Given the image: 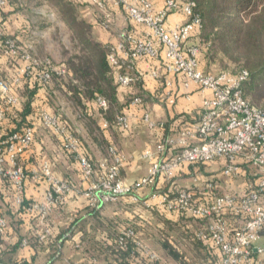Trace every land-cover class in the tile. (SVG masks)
<instances>
[{"label":"built area","instance_id":"1","mask_svg":"<svg viewBox=\"0 0 264 264\" xmlns=\"http://www.w3.org/2000/svg\"><path fill=\"white\" fill-rule=\"evenodd\" d=\"M99 8L105 19L101 26L109 30L113 25V13L122 11L129 22L141 27V34L122 29L117 35L109 56V63L116 69V81L121 88H129L140 78L135 73L123 72L125 63L132 68L145 62L150 76L161 81L163 92L161 101L174 106L178 100L176 85L181 84L186 91L192 87L203 95L202 111L199 119L182 128L175 135L165 136L155 149L146 150L140 159L150 165L146 177L134 183H126L121 176L127 161L125 155L111 148L113 162L101 161L96 169L92 162L80 152V141L73 134H65L59 119L44 110L41 121L44 128L57 135L64 136V147L74 154L80 166L83 180L90 186L84 191L90 206L98 208L101 204L116 203L124 196H131L135 203L142 201L138 193L144 189H152L160 178L170 180L185 165H212L223 161L221 173L229 179L241 177L242 187L235 192L206 197L207 203L199 204L195 192L183 190L178 195L170 196L160 191L151 194L156 206L166 212L188 213L206 219V227L198 232L202 240H212L222 253L220 264H254L253 254L264 261V111L252 107L243 95V84L248 81L249 73L205 74L200 67L201 48L192 43V39L202 26V18L196 10L195 2L183 0H164L157 7L151 0H77ZM7 0H0L1 10ZM173 13H182L185 22L170 27L168 18ZM4 34L0 26V60L15 59L21 66L18 68L14 83H20L22 77H28L36 67L43 66L40 78L48 83L52 73L65 75L62 67L54 65L50 59H36L33 45L19 46L15 40H3ZM16 105L19 99L12 94V84L0 80V125L4 118L1 102ZM99 106L106 108L107 103L99 99ZM143 99L136 96L132 107H141ZM143 122L151 130L166 129L164 122L153 120L149 111L143 115ZM117 123L120 129L129 131L130 116L119 115ZM107 127V124H105ZM35 130L28 128L24 132L15 133L0 143V179L7 178L15 190L14 204L20 206L25 192L26 173L19 159L32 146ZM252 170L254 172H252ZM34 179H44L51 185L45 203H33L28 212L40 216L42 223L59 203L74 190L68 182L56 179L49 163L42 165L41 171L35 173ZM195 177V182L199 181ZM208 189L217 181H206ZM145 205H148L145 203ZM227 213L237 217L235 228L225 218ZM8 231V223L0 219V236ZM52 235L51 229L45 227L39 233L40 241L45 242ZM132 229H124L120 233L118 243L127 246V241L135 239ZM138 247H144L151 260L158 259L142 241H136ZM27 241L23 242L26 245Z\"/></svg>","mask_w":264,"mask_h":264},{"label":"trees","instance_id":"2","mask_svg":"<svg viewBox=\"0 0 264 264\" xmlns=\"http://www.w3.org/2000/svg\"><path fill=\"white\" fill-rule=\"evenodd\" d=\"M183 1L195 2V11L202 18V26L192 39V43L201 48L200 67L202 71L205 74L230 73L232 75L247 71L249 79L242 87L244 98L252 107L264 111V0ZM39 2H47L56 6L59 18L67 25L72 34V41L77 44L78 51L69 56L66 63L61 65L50 59L54 65L64 68L66 74L52 73L51 81L48 83L40 78V74L44 71L43 66H40L36 67L28 77H22L20 83L15 84L14 80L21 64L15 59L3 58L0 60V69L5 68L7 74L2 80L12 84V94L19 99V103L16 105H8L4 100L1 102L4 118L0 125V143H3L15 133L33 128L35 137L31 148L26 152L28 153L35 144L37 131L41 127L57 139L59 150L67 161L77 163L74 154L64 147V136L57 135L42 125L41 114L46 110L59 119L65 134H73L79 139L80 152L92 162L96 169H99L101 161H107L109 164L113 162L112 147L120 152L118 148V129L120 127L117 123V117L128 114V111L133 108L131 102L136 96L143 99L141 107H145L149 99L143 92L134 93V89L142 85L140 80L129 88H121L117 84L116 69L109 63V56L114 43L105 41L103 38L104 34L111 32L112 27L106 30L101 26V22L105 19V14L102 11L99 20L94 23L85 20L78 11L80 7L90 6L89 4L77 0H39ZM21 7L19 0H7L6 7L1 10V29L6 20L15 17L16 11H19ZM91 7L94 8V6ZM96 28L100 30L101 37L95 36L94 29ZM138 28L141 29V27ZM24 29H26L25 25L23 28H18V31L13 35L2 32L4 34L3 40L13 39L22 47L20 43L25 33ZM34 57L40 60L36 55ZM213 66L219 68L217 73L210 72ZM231 69L233 72H230ZM123 72L139 75L130 63H125ZM67 76H69V81L66 83L63 78ZM161 81L163 82V79ZM51 85H55V88L61 90L68 102L72 104L75 113L79 115L80 122L86 129L90 145L74 132L59 110L54 109L52 102L54 89L51 88ZM99 99L106 101V108L99 106ZM105 124H107V127H105ZM93 146L99 151V156L95 155ZM210 166L212 165H185L175 177L170 180L160 178L158 183L163 181V186L166 189L163 193L165 194L174 196L183 190H190L195 192L199 204H205L207 203L206 197L224 194L220 191V187L215 186L210 190L207 188V183H205L203 186L193 185L194 187L190 188L180 183L179 180L191 179L200 170H205ZM1 180L4 181L6 189L10 192L8 195L10 199L12 196V202L8 204L9 207H16L17 213L26 214L32 219L40 220L39 215L28 212L29 206L34 202L26 197V184L23 202L20 206H16L14 204L15 190L11 181L7 178ZM214 180L216 181L218 178H214ZM72 187L74 186L72 185ZM126 197L131 196H124L116 203L103 204L98 210L88 206L86 208L87 217L76 218L66 231L70 233L67 240L71 237V234L84 233L83 242L86 245L83 253L91 261V264H161L162 258L154 249L151 250L158 255V259L151 260L146 254V249L138 247L136 243V241H142L141 232H149V230L146 231L144 225L123 223L122 220L102 216L105 207L116 205ZM65 201L59 203L54 209L63 207ZM138 204L155 215L159 214L158 222L160 224L164 223V228L157 227L159 236L157 245L161 248L162 257L173 260L178 264L221 263L222 253L220 248L212 240H202L198 237V232L202 229L194 224L208 223L206 219L195 218L188 213L166 212L157 208V206L146 208L141 203ZM167 213L177 216L180 220L177 222L169 220L166 217ZM2 218L8 223V231L5 235L0 236V240L7 236L10 230L8 220ZM48 218L46 217L44 222H47ZM225 218L232 224V228L237 226L235 223L237 217L234 213H227ZM166 227L170 231L177 230L180 233L181 228H184L183 234L196 253L195 262L184 253L175 240L170 238L171 236L166 232ZM124 229H132L136 234L135 239L127 241L125 248L118 243L120 233ZM66 232L56 239H52L53 235H51L45 242L40 241L38 232L21 237L12 251L9 252L6 249L0 253V264H33L35 256L31 260L24 258L4 260L7 254L17 253L20 248L25 247L34 248L37 252L49 247L50 253L47 264H53L61 259L62 240ZM25 240L27 244L23 245ZM252 257L254 262L257 263L259 260L257 253H254ZM261 264H264V262H261Z\"/></svg>","mask_w":264,"mask_h":264},{"label":"crops","instance_id":"3","mask_svg":"<svg viewBox=\"0 0 264 264\" xmlns=\"http://www.w3.org/2000/svg\"><path fill=\"white\" fill-rule=\"evenodd\" d=\"M151 1L157 7H161L164 2V0ZM114 12V22L112 26H114V28L117 27L115 29L113 28L110 33L104 34L103 38L105 41H110L115 44L117 42V35L120 30H122L121 23L123 18L121 11L115 10ZM185 19L182 13H173L168 18V25L174 27L177 24L185 22ZM129 24V30L141 34V30L137 26L131 22H129ZM134 70L139 73V80L142 82L141 86L134 89V93L143 92L149 100L145 104V107H133L128 111L131 125L129 131L118 129V148L127 159L121 172L122 179L126 183L137 182L148 175L150 165L147 161L141 160L140 156L148 149H155L165 136L175 135L182 126L196 122L200 117L203 101V95L197 87H192L190 91H186L179 83L176 85V91L178 93L177 103L174 106H168L161 101L160 95L163 92L162 83L154 80L150 76L148 65L145 62H140L136 64ZM146 111L151 113L153 120L164 122L166 124V129H149L143 122V115ZM145 126L146 128H143ZM36 136L37 140L32 149L19 160V163L25 169L28 176L26 180V197L28 200L40 204L46 202L47 195L51 190V185L44 179H34L35 173H39L42 165L46 162L51 164L56 179L61 182H70L74 186V190L66 197L64 206L56 209L53 208L48 215L49 218L47 222L42 223L41 219H32L26 214L17 213L16 207H9L8 204L11 202L8 196L9 191L6 189L4 181L0 179V218H6L10 224V230L7 236L0 240V253L6 249L9 252L12 251L14 245L18 243L21 237L29 236L34 232L39 233L45 227L51 229L53 235L52 239L60 238L63 233L69 229L76 218H86V208L88 206L91 207L89 200L83 194L90 186V183L83 180L79 164L61 159L58 141L56 138H53L52 135L51 138H49L38 130ZM140 143H143V145L140 146ZM138 146L140 148H138ZM93 151L95 155H100L99 151L94 146ZM57 163L58 166H61V171L58 170ZM218 165H223V161L214 163L203 171L204 177L207 175L205 177L206 181L219 177ZM189 180L191 179H181L179 182L185 184ZM164 189L163 181H160L157 187L140 191L138 195L141 197L142 201L139 203L146 208L156 206V201L152 200L150 196L156 191L163 192ZM145 203L148 205H145ZM101 205L98 208H91L98 210ZM102 216L113 219L116 218L122 220L123 223H135L138 224V226L144 225L146 231L154 224L156 227H165L164 223L160 224L158 222L159 214L155 215L153 212L145 210L140 204H136L131 197L122 199L116 205L105 207ZM166 217L174 222L180 220L171 213H167ZM156 220L158 223H156ZM180 231L181 233L177 230L170 231L166 227V232L177 244L179 243L175 239L174 234L181 235L182 240H185L186 244L189 245L187 238L183 234L185 231L184 228H181ZM141 233L142 241L146 246L150 249L156 248L158 251L161 249L157 245L158 239L150 240L152 235H148V233L144 231ZM69 235L70 233L66 232L63 240L61 239L63 241L61 259L53 264H91V261H89L83 253V249L86 245L83 242L84 233L76 232L73 235L71 234V237L67 240ZM49 253V247H45L38 252L34 248L25 247L20 248L17 253L7 254L4 260L10 258L14 260L23 258L31 260L35 256L33 264H47Z\"/></svg>","mask_w":264,"mask_h":264},{"label":"rangeland","instance_id":"4","mask_svg":"<svg viewBox=\"0 0 264 264\" xmlns=\"http://www.w3.org/2000/svg\"><path fill=\"white\" fill-rule=\"evenodd\" d=\"M20 5L22 7L19 11H16L15 17H12L6 20L5 24L2 26V32L5 34L13 35L18 31V28H23L25 25L24 31L25 33L22 36L21 45L22 47H27L29 45H33V54L36 55L40 59L49 58L54 61L56 64L61 65L66 63V60L69 56L75 54L78 51L77 44L72 41V34L69 31L67 25L60 20L58 9L56 6L51 5L47 2H39V0H19ZM80 15L89 22L96 23L101 15V10L98 8H93L91 6H82L78 9ZM114 15V11H111ZM122 12V11H121ZM123 21L121 23V29H130L129 21L126 18L125 13L122 12ZM121 18V19H122ZM117 27V26H116ZM115 27V28H116ZM114 26H112V29ZM114 28V29H115ZM120 29V28H118ZM95 36L101 37V32L98 28L94 29ZM204 57V56H203ZM206 63V62H205ZM0 80L3 77L7 76L5 68L0 69ZM219 68L213 66L210 69V72L217 73ZM230 72H233L231 69ZM6 74V75H5ZM64 82L69 81V76L63 78ZM162 83V81H160ZM160 83V84H161ZM55 85H51V88L54 89V93L52 95L53 107L55 110H59V112L64 116V118L69 122L74 132L84 140L85 143L88 142L89 139L87 137L86 129L82 125L79 120V115L75 113V110L63 94L61 90H58L54 87ZM53 109V110H54ZM54 110V111H55ZM143 128H146L143 127ZM44 136L51 138V135L43 128L40 127L38 129ZM90 145V144H89ZM143 143H140L142 146ZM93 148V147H92ZM138 148H140L138 146ZM61 159H66V157L60 152ZM60 163V162H59ZM58 170L61 171V166L56 164ZM219 169V177L217 183H219L220 191L222 193L235 192L238 190L242 184L243 180L241 177H236L234 179L226 178L222 175L221 170L222 167L218 165ZM204 170H200L196 175L191 178L188 182L185 183L186 187H194L193 185L203 186L206 183ZM252 172H254L252 170ZM195 177H198L200 180L195 182ZM223 190V191H222ZM10 194V192H9ZM12 202V196H11ZM155 223V222H154ZM153 223V224H154ZM156 223L157 220H156ZM158 225V224H157ZM196 227L203 229L206 227V223H196L194 224ZM148 235H152L151 239H158V229L154 225L149 227ZM175 239L178 241L180 247L184 251V253L194 261L196 259V253L194 252V248L192 246L187 245L185 240H182L181 235L174 234ZM264 242V240H263ZM161 256V264H178L177 262L170 260L166 257H162L161 251H158L156 248L154 249ZM195 262V261H194ZM264 262V261H263Z\"/></svg>","mask_w":264,"mask_h":264}]
</instances>
